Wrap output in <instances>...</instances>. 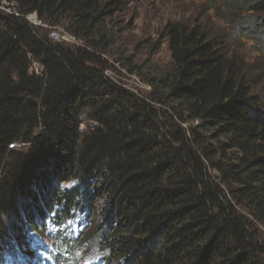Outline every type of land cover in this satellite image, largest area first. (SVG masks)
<instances>
[{
  "label": "trees",
  "instance_id": "1",
  "mask_svg": "<svg viewBox=\"0 0 264 264\" xmlns=\"http://www.w3.org/2000/svg\"><path fill=\"white\" fill-rule=\"evenodd\" d=\"M127 1L0 0V264H264V0L169 23L147 94L107 74Z\"/></svg>",
  "mask_w": 264,
  "mask_h": 264
},
{
  "label": "rangeland",
  "instance_id": "2",
  "mask_svg": "<svg viewBox=\"0 0 264 264\" xmlns=\"http://www.w3.org/2000/svg\"><path fill=\"white\" fill-rule=\"evenodd\" d=\"M215 0H128L123 11L118 12L113 19L116 26L114 31L116 43L111 48L110 63L114 68L107 74L127 90L147 94L150 90L147 84V75L153 69H166L171 63L168 49L167 26L171 22H183L190 25L202 20L209 27L219 28V32L226 33L228 28L224 22L217 18L212 3ZM36 24H40L38 19ZM59 34L54 38L68 39L66 29L58 26L55 30ZM216 30V29H215ZM218 33V31L216 30ZM72 39V38H71ZM75 41V40H71ZM232 51L243 60L244 66L262 70L263 55L256 45L248 39H236L232 42ZM129 58L130 61H127ZM138 64L144 74L141 76L131 72L132 64ZM132 65V66H131ZM85 125V124H84ZM22 144L17 147L21 148ZM21 211L20 204L14 205L13 219L17 211ZM23 215V212H22ZM67 250V249H66ZM76 264H84V258L91 252L84 249H75ZM30 263L35 264L37 257L32 251L29 256ZM22 256H19V260Z\"/></svg>",
  "mask_w": 264,
  "mask_h": 264
},
{
  "label": "built area",
  "instance_id": "3",
  "mask_svg": "<svg viewBox=\"0 0 264 264\" xmlns=\"http://www.w3.org/2000/svg\"><path fill=\"white\" fill-rule=\"evenodd\" d=\"M56 32V36L55 37H57V35L59 34V32L58 31H55ZM52 36H54V30L52 31ZM67 36H69V35H67ZM72 37L70 36V38H68V39H65V40H74V38H72Z\"/></svg>",
  "mask_w": 264,
  "mask_h": 264
},
{
  "label": "snow or ice",
  "instance_id": "4",
  "mask_svg": "<svg viewBox=\"0 0 264 264\" xmlns=\"http://www.w3.org/2000/svg\"><path fill=\"white\" fill-rule=\"evenodd\" d=\"M50 259V257H48Z\"/></svg>",
  "mask_w": 264,
  "mask_h": 264
}]
</instances>
